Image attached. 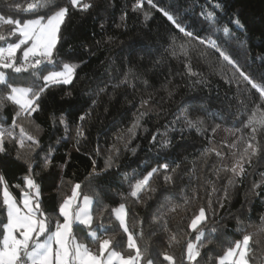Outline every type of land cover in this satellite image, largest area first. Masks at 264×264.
I'll use <instances>...</instances> for the list:
<instances>
[{"label":"trees","instance_id":"obj_1","mask_svg":"<svg viewBox=\"0 0 264 264\" xmlns=\"http://www.w3.org/2000/svg\"><path fill=\"white\" fill-rule=\"evenodd\" d=\"M27 2L29 0H0V14L14 20L36 17L16 7V5L26 7ZM65 2L66 0H59L62 6ZM83 2H89L93 6L87 11H82L68 5L69 12L60 30L57 59L84 63H81L77 70L72 85H55L42 95L39 101L40 110L33 113L31 121L25 119L17 121L28 133L39 139L41 147L31 152L26 146L19 150L20 159H17L18 145L15 141L9 142L6 139V151L0 153V175L4 177L9 191L17 201H20L23 195L21 189L25 187L24 177L28 174L25 160L35 161L33 178L41 187L42 207L46 213L58 215V196L60 193L70 195L75 183L81 184L82 194L95 195L93 189L99 190L104 203L111 209L118 207L122 202L117 193L128 191L127 183L123 180L124 174L132 176L135 173L138 177L151 167L157 166V163L167 162L171 167H176L179 163L180 167L175 176L176 183L167 189L173 193V203L182 205L183 197L186 195L191 198L194 189L198 198L187 212L179 211L169 216L168 232L161 231L159 225L152 223L159 192L146 203L135 204L132 201L126 203L129 211V229L136 237L138 246L142 249L148 247L150 254H157L161 264H169L163 261L160 253L167 251L179 259L182 254H186V243L189 240L195 241L196 233L187 228L186 217L196 213L202 204H207V194L211 192V185L204 183L205 178L215 181L217 188L222 189L231 176L230 168L245 147V143L239 138L243 136L247 140L250 133V129L244 128V124L247 123L252 110L261 104L259 94L245 83L241 84L240 88H247L249 92H242L237 98V86L226 84L218 74H214L213 67L216 66L214 57H210L213 67L201 62L198 57H193V70L201 73L207 83L190 84L184 63L165 52L166 41L170 39L171 34H176L177 30L160 11L151 8L147 0H143V7L135 12L132 8L136 0H83ZM220 2L225 5L224 12L217 13L222 22L226 23L229 17L236 14L245 25L243 30L236 31L228 45L230 54L254 81L264 83L262 80L264 0ZM153 3L176 16L178 22L184 24L190 31L199 35H207L210 31L200 15L202 8L210 7L209 0H153ZM145 12L149 13L150 17L147 21ZM12 27L4 26L6 42L16 40V37L8 36ZM230 27L234 28V25ZM109 37H112L111 41ZM237 40L247 43L241 48L237 45ZM6 42L0 44L6 46ZM20 56L22 53L18 51L17 57ZM129 67H132L139 76V79H133L134 87L123 85L113 87L123 78ZM4 71L13 77L11 83L14 85L43 82L34 81L28 73L14 74L11 70ZM145 80L147 84L143 82ZM105 85L107 91L99 96L93 108L94 97L87 93ZM166 87L168 90H175V95L171 99L165 91ZM69 90L72 94L66 96L65 92ZM4 91L7 92L8 89L5 88ZM149 97H151L149 105L141 108V98ZM192 101L202 103L204 108L217 115L212 118L205 117L201 133L194 130L186 131L181 137L178 131L170 132L171 148L158 155V144L150 143L152 136L158 129L162 132L164 126L177 115H181L182 108ZM244 105H247V109ZM90 108V116L83 122L86 139L81 140L77 146L76 127L81 124L79 116ZM138 109L147 115L136 138L131 141L130 148H136L135 154L125 150L122 143L119 144L120 155L116 160L118 167L114 166L102 182L95 178L88 179L93 171V160L96 161L97 168L103 167L108 154L106 150L111 147L118 132L131 126ZM15 111L16 107L8 103L0 110V117H3L0 123L5 127L11 126ZM61 115L65 117L69 126L67 132L59 123ZM53 117L56 118L55 127ZM26 121L33 127L28 128ZM216 125L220 127L213 133L212 129ZM180 126L177 125L178 128ZM228 129L232 131H227ZM15 131L19 133V128L17 127ZM257 141L264 146V135H258ZM233 142H236V147H228ZM98 145L101 148L99 156L96 155ZM49 149L52 150L51 165L45 170L41 165ZM216 152L222 153L224 158H218ZM193 166L194 174L185 175ZM214 168L229 171H221L220 179L216 180ZM245 168L241 181L235 188L229 190V199L224 201L223 208L217 206L215 219L210 220L205 227V239L208 238L209 229L215 227L218 231L211 236L213 242L201 249L200 264H212L208 257L218 260L229 245H234L236 240L242 239L243 233L237 227V218L243 222L248 232H258L261 226V218L264 217V152L253 157L251 166L246 164ZM161 183L160 176L154 177L151 181L153 187ZM256 184L259 187H254ZM2 190L3 186L0 185V201ZM218 195L222 196L223 191ZM213 199L215 200V196ZM108 215L109 213L105 212V217ZM182 217H185L184 223L180 224ZM0 221L6 222V213L2 207ZM97 223L98 221L94 220V228ZM249 224L254 226L248 227ZM178 225L184 229L178 234L179 243L169 246V236L177 232ZM113 230L118 233L115 240L121 242L119 246H114L117 250L126 249L127 234L119 228L114 217L108 232L112 233ZM75 235L85 243L89 242L84 231H76ZM257 238L261 239V243H250L252 252L248 257L249 264H264V235L254 236V240Z\"/></svg>","mask_w":264,"mask_h":264},{"label":"snow or ice","instance_id":"obj_2","mask_svg":"<svg viewBox=\"0 0 264 264\" xmlns=\"http://www.w3.org/2000/svg\"><path fill=\"white\" fill-rule=\"evenodd\" d=\"M151 8H156L171 23L176 34H171L170 39L166 41L167 47L165 52L172 58L181 60L184 63L186 73L190 78V84H206L207 81L202 74L194 71L192 68L193 57L213 67L212 59L216 60V66L213 67L214 74H218L226 84L237 86V98L242 92H249V89H241V84H247L259 94L261 104L252 110L244 128L250 129L247 140L241 136L239 139L245 143L243 152L230 168L231 176L227 179L223 188H217L216 182L205 178L204 183L211 185V192L207 194V204H202L196 213L188 220L187 228L195 232V241L189 240L186 243V254H182L177 259L174 254L167 251L160 253L163 261L169 264H200L201 249L211 244L212 234L218 231L213 227L208 231V238L205 239V227L210 220H214L217 214V206L223 208L224 201L229 199V190L236 187L244 176L245 165L251 166L252 158L264 152V146L257 141L258 135H264V83L254 81L241 67L240 63L230 54L228 45L232 42L233 36L237 30H243L245 25L241 22L238 15L233 14L226 23L222 22L217 15L218 12H224L225 5L220 0H209L210 7L202 8L201 17L208 25V34L199 35L190 31L187 27L178 22L176 16L164 8L158 7L153 0H147ZM70 5L73 9L87 11L93 5L83 0H66L62 6L59 0H29L26 7L16 5V7L25 13H31L36 18L28 19H11L0 14V42H6L7 37L3 32L5 25L13 26L8 32V36L16 37L14 42L0 44V110L11 103L16 107L12 124L5 127L0 123V153H5V141H15L18 145L17 159H20L19 150L26 146L31 152L41 147L39 139L28 133L23 125L17 123L20 119L31 121L33 113L40 110V99L42 95L52 86L55 85H72L77 76V70L81 63H72L64 60H58L57 45L60 42L61 26L65 23ZM11 7V6H9ZM143 7V0H136L132 11H138ZM147 21L149 13L145 12ZM122 20L124 17L121 18ZM234 25V28L230 27ZM207 31V30H206ZM111 41L112 37L108 38ZM99 43V42H97ZM237 45L243 48L246 41L237 40ZM22 50V56L17 57V52ZM182 58V59H181ZM218 69V70H217ZM4 70H11V73L22 74L28 73L34 81H43L42 83H30L28 85H14L11 83L13 77ZM108 71V69H106ZM46 73V74H44ZM130 77L132 79H130ZM195 78V79H192ZM133 79H139L138 74L129 67L124 73L123 78L113 87L133 86ZM264 80V77H262ZM147 84V81H143ZM8 91L5 92L4 89ZM107 91V85L100 87L93 92L87 93L94 97L92 107L98 102L99 96ZM167 91L168 98L175 95V90ZM71 91L65 92L66 96H71ZM151 97L148 99L141 98L140 107L149 105ZM247 109V105H244ZM182 114L177 115L173 121L164 126V130H157L151 138L150 143L158 144L157 154L166 151L172 146L170 132H179L183 134L191 131L201 133L203 131L205 117L212 118L217 115L215 112L203 107L202 103L189 102L182 110ZM91 108L79 116L81 124L76 127V144L79 146L80 141L86 139L84 136L83 122L86 117L90 116ZM147 115L146 112L137 110L131 126L118 132L114 142L108 148L107 156L102 168H97L96 161L93 160V171L88 179L95 178L102 182L106 174L116 165V160L120 155L119 144H123L125 150L132 151L135 154L136 148L131 147V141L137 136L138 130L142 127V121ZM3 120V117H0ZM53 127L56 126V118L53 117ZM59 123L64 126L65 132L69 126L65 117H59ZM177 125H181L179 128ZM19 128V133L15 129ZM220 125L212 129L215 133ZM39 131V126H37ZM147 131V129H144ZM227 131H232L228 129ZM158 137H160L158 139ZM138 147V146H137ZM230 148L236 147V142L228 145ZM79 150V147H77ZM51 149L43 157L42 168L48 169L51 165ZM151 151V149H150ZM101 148H96V155L99 156ZM218 158L223 159V154L216 152ZM28 165V174L24 177L25 187L21 189L23 193L21 201L18 203L16 197L9 191L4 177L0 175V185L3 186L2 201L0 207L6 213V222L0 221V264H161L157 254L149 253L148 247L141 248L137 244V239L129 229L128 216L129 211L126 207L128 201L135 204L146 203L152 200L157 192L159 197L156 199L155 214L152 223L159 225V229L168 232V218L179 211L187 212L192 204L197 200V193L193 190L191 198L186 195L183 197V204L173 203V193L167 189L174 186L175 176L180 164L171 167L167 162L157 163V166L146 170L145 174L132 176L124 174L123 180L127 183V193H117L121 197V203L118 207L111 208L104 203L101 193L93 189L95 195L82 194L80 191L81 184L75 183L71 188V194L60 193L58 196V215L48 214L44 211L41 203V187L33 178V163L25 160ZM216 180L220 179L221 171L229 169H213ZM195 172V166L185 173L191 176ZM38 175V173H35ZM160 176L162 183L153 187L151 181L154 177ZM71 183V182H70ZM20 187V185H16ZM254 187H259L258 184ZM182 191H185L182 189ZM223 191V195L218 193ZM59 192V189H58ZM215 196V200L213 199ZM105 212L109 215L105 217ZM113 217L118 222L119 228L127 234L126 249L117 250L116 246L121 244L115 240L118 234L108 229L113 224ZM62 218V219H61ZM185 217H182L180 224L184 223ZM94 220L98 221L96 227H93ZM142 223V220H141ZM219 223V221H217ZM83 226V227H81ZM254 225L249 224L248 227ZM237 227L243 233L242 239L236 240L234 245H229L218 260L208 257L212 264H249V255L252 252L250 243H261V239L254 240L258 234L264 235V217L261 218V226L258 232H248L243 226V222L237 218ZM76 231H84L89 242L78 239ZM184 229H178L176 233L169 236V246L173 243H179L178 234ZM155 234V233H154ZM116 245V246H114Z\"/></svg>","mask_w":264,"mask_h":264},{"label":"rangeland","instance_id":"obj_3","mask_svg":"<svg viewBox=\"0 0 264 264\" xmlns=\"http://www.w3.org/2000/svg\"><path fill=\"white\" fill-rule=\"evenodd\" d=\"M34 18H36V17H34ZM17 53H18V52H17ZM21 53H22V50H21ZM25 124L27 125L28 128H29V127H33L29 121H26ZM2 191H3V190H2ZM21 199H22V198H21ZM20 201H21V200H20ZM20 201H18V203H19ZM193 243H196V241H194Z\"/></svg>","mask_w":264,"mask_h":264}]
</instances>
